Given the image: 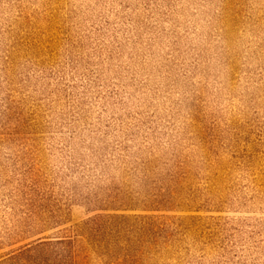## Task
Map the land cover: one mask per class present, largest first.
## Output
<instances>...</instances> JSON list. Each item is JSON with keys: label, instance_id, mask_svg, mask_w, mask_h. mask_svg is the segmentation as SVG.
Listing matches in <instances>:
<instances>
[{"label": "rangeland", "instance_id": "obj_1", "mask_svg": "<svg viewBox=\"0 0 264 264\" xmlns=\"http://www.w3.org/2000/svg\"><path fill=\"white\" fill-rule=\"evenodd\" d=\"M143 217L141 264H264V0H0V264Z\"/></svg>", "mask_w": 264, "mask_h": 264}, {"label": "trees", "instance_id": "obj_2", "mask_svg": "<svg viewBox=\"0 0 264 264\" xmlns=\"http://www.w3.org/2000/svg\"><path fill=\"white\" fill-rule=\"evenodd\" d=\"M107 218L114 219L115 217ZM98 219L100 220L102 217ZM140 220H145L146 222L138 223L137 231L140 236L135 240L134 246H130L129 244L131 243L127 239L123 246H121L118 239H106L104 236H107L108 233L104 232L106 230L105 225L98 224L99 221L93 224L89 236L92 238L95 249L99 251L108 263L115 261L116 264H141L149 255H152L150 254V247L155 249L157 247L156 238L165 232L150 217H143ZM142 238L151 240L142 241Z\"/></svg>", "mask_w": 264, "mask_h": 264}]
</instances>
